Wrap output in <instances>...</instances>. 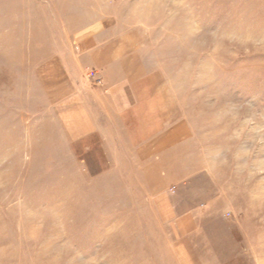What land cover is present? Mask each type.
Wrapping results in <instances>:
<instances>
[{"label": "rangeland", "instance_id": "374dc122", "mask_svg": "<svg viewBox=\"0 0 264 264\" xmlns=\"http://www.w3.org/2000/svg\"><path fill=\"white\" fill-rule=\"evenodd\" d=\"M95 40L183 122L165 174L72 142ZM0 264H264V0H0Z\"/></svg>", "mask_w": 264, "mask_h": 264}, {"label": "crops", "instance_id": "0c3cea01", "mask_svg": "<svg viewBox=\"0 0 264 264\" xmlns=\"http://www.w3.org/2000/svg\"><path fill=\"white\" fill-rule=\"evenodd\" d=\"M118 43L116 40L104 43L95 40L82 41L80 44L79 58L82 64L100 68L104 82L100 88L90 87L83 101L76 98V93L66 98H75L80 102L75 103L67 112L68 125L72 127V142L83 143V154L88 156L95 150L96 143L103 152L110 142L126 144L131 157L152 160L143 165L144 169H150L149 173L165 174L163 170H159L158 161H154L161 156L153 153L161 144L162 157L170 159L171 153L186 137L180 130L183 122L172 119L170 98L162 91L145 82L140 86L134 85L137 78L134 79L131 75L124 78L128 86L123 85V79L111 80L110 71L113 69L128 70L119 61L122 57L118 53L122 50ZM73 84L76 87L78 79H74ZM97 120L101 121L98 123ZM154 168L156 169L153 170ZM163 197L160 195L158 198ZM160 205L163 207L164 203ZM197 222L195 213L188 211L174 219L172 228L188 236L196 232Z\"/></svg>", "mask_w": 264, "mask_h": 264}]
</instances>
